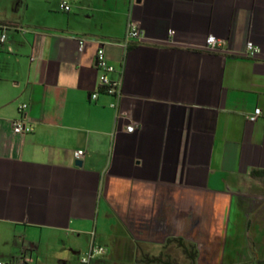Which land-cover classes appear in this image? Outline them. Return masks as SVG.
I'll list each match as a JSON object with an SVG mask.
<instances>
[{"label": "crops", "instance_id": "1", "mask_svg": "<svg viewBox=\"0 0 264 264\" xmlns=\"http://www.w3.org/2000/svg\"><path fill=\"white\" fill-rule=\"evenodd\" d=\"M12 8L0 10L11 25L0 44V261L82 264L94 245L107 250L93 264H140L181 238L196 264L264 263V186L249 176L264 170V0ZM130 21L141 41L126 39ZM210 36L217 52L204 48ZM247 42L259 56L240 55ZM99 48L119 96L99 90ZM20 118L31 133H13Z\"/></svg>", "mask_w": 264, "mask_h": 264}, {"label": "built area", "instance_id": "2", "mask_svg": "<svg viewBox=\"0 0 264 264\" xmlns=\"http://www.w3.org/2000/svg\"><path fill=\"white\" fill-rule=\"evenodd\" d=\"M60 10L63 12H69L70 7L67 2H62L59 6ZM144 38L142 30L139 28V25L135 21H130L127 26L126 31V39L132 41H141ZM7 40V31L0 29V44L5 43ZM85 43V39H78V50L81 52ZM128 43L125 41L123 43V47L126 49ZM223 47V42L217 40L215 37H208L205 43V50L211 52H217L219 49ZM241 56L254 59L260 55V49L255 46L252 42H247L244 50L240 53ZM96 69L100 73L99 74V88H104L105 93L108 95L119 96V83L113 82L109 79V74L114 72V68L109 65L105 59V53L102 48H99L96 52ZM98 92H94L92 94V98L95 99L97 97ZM114 106V105H112ZM26 105L22 104L19 107V112L22 113L26 109ZM260 109H255L254 112L247 117V120L250 122H255L260 116ZM136 125H128L126 126V131L128 133H132L136 129ZM12 130L14 134L17 135H26L33 131L31 126H27L23 119H17L12 123ZM83 156V151H76L73 154L75 160H80ZM93 235V233H92ZM105 253V250L101 247H95L94 245L90 246V249L86 255L81 258L82 264H89V262L96 256H101ZM33 259L28 256H19L16 259H13L8 262L0 261V264H32ZM251 264H264V263H251Z\"/></svg>", "mask_w": 264, "mask_h": 264}, {"label": "trees", "instance_id": "3", "mask_svg": "<svg viewBox=\"0 0 264 264\" xmlns=\"http://www.w3.org/2000/svg\"><path fill=\"white\" fill-rule=\"evenodd\" d=\"M11 25L0 22V29L8 31ZM105 92L104 88H99ZM251 179L260 182L264 186V170L252 169L249 172ZM197 249L192 243L181 238L168 239L162 251L157 256L141 252L138 258L140 264H196Z\"/></svg>", "mask_w": 264, "mask_h": 264}, {"label": "rangeland", "instance_id": "4", "mask_svg": "<svg viewBox=\"0 0 264 264\" xmlns=\"http://www.w3.org/2000/svg\"><path fill=\"white\" fill-rule=\"evenodd\" d=\"M13 4H14V0H0V10H3V9H6L8 12H11V10L13 9L12 7H13ZM28 15H30V14H28ZM42 243H44V242H42ZM44 244H42V249H43V246ZM105 251L107 250V248L105 247V246H103L102 247ZM106 254V252L103 254V255H105ZM102 255V256H103ZM39 257V256H38ZM36 259H38V258H36ZM35 259V260H36ZM39 260V259H38ZM92 262H91V264H93V262H94V260L92 259L91 260ZM50 262V261H49ZM76 264H80L79 262H75Z\"/></svg>", "mask_w": 264, "mask_h": 264}, {"label": "water", "instance_id": "5", "mask_svg": "<svg viewBox=\"0 0 264 264\" xmlns=\"http://www.w3.org/2000/svg\"><path fill=\"white\" fill-rule=\"evenodd\" d=\"M81 165V163H77V166H80Z\"/></svg>", "mask_w": 264, "mask_h": 264}]
</instances>
